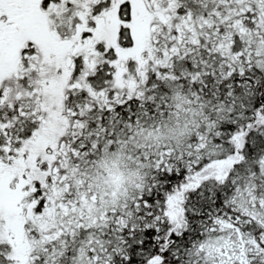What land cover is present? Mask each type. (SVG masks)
<instances>
[{"label": "snow or ice", "instance_id": "snow-or-ice-1", "mask_svg": "<svg viewBox=\"0 0 264 264\" xmlns=\"http://www.w3.org/2000/svg\"><path fill=\"white\" fill-rule=\"evenodd\" d=\"M0 264H264V0H0Z\"/></svg>", "mask_w": 264, "mask_h": 264}]
</instances>
